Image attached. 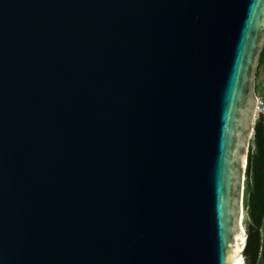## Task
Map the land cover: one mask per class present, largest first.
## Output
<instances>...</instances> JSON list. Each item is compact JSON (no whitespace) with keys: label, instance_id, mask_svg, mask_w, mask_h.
Returning <instances> with one entry per match:
<instances>
[{"label":"water","instance_id":"95a60500","mask_svg":"<svg viewBox=\"0 0 264 264\" xmlns=\"http://www.w3.org/2000/svg\"><path fill=\"white\" fill-rule=\"evenodd\" d=\"M264 0H0V264H246Z\"/></svg>","mask_w":264,"mask_h":264},{"label":"trees","instance_id":"16d2710c","mask_svg":"<svg viewBox=\"0 0 264 264\" xmlns=\"http://www.w3.org/2000/svg\"><path fill=\"white\" fill-rule=\"evenodd\" d=\"M264 51L260 58V64ZM248 153L243 208L247 244L246 264H264V120L257 119Z\"/></svg>","mask_w":264,"mask_h":264},{"label":"built area","instance_id":"2783aa9c","mask_svg":"<svg viewBox=\"0 0 264 264\" xmlns=\"http://www.w3.org/2000/svg\"><path fill=\"white\" fill-rule=\"evenodd\" d=\"M256 98L255 121L260 118L264 120V101L258 94H256Z\"/></svg>","mask_w":264,"mask_h":264},{"label":"crops","instance_id":"0c3cea01","mask_svg":"<svg viewBox=\"0 0 264 264\" xmlns=\"http://www.w3.org/2000/svg\"><path fill=\"white\" fill-rule=\"evenodd\" d=\"M256 79L258 80L260 92L264 93V56L262 59V63L259 66Z\"/></svg>","mask_w":264,"mask_h":264},{"label":"rangeland","instance_id":"374dc122","mask_svg":"<svg viewBox=\"0 0 264 264\" xmlns=\"http://www.w3.org/2000/svg\"><path fill=\"white\" fill-rule=\"evenodd\" d=\"M255 82H256V83H255V92H256V94H258V95L263 99V101H264V93H263V92H260L259 84H258V80L256 79ZM244 218H245V215H244ZM244 218H243V220H244ZM242 226H243V229L245 230V225L243 224ZM245 232H246V230H245Z\"/></svg>","mask_w":264,"mask_h":264},{"label":"bare ground","instance_id":"6f19581e","mask_svg":"<svg viewBox=\"0 0 264 264\" xmlns=\"http://www.w3.org/2000/svg\"><path fill=\"white\" fill-rule=\"evenodd\" d=\"M242 229H243V226H242ZM243 231H244V229H243Z\"/></svg>","mask_w":264,"mask_h":264}]
</instances>
